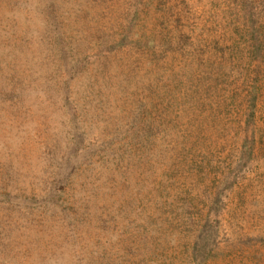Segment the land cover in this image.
I'll return each mask as SVG.
<instances>
[{"label":"rangeland","instance_id":"rangeland-1","mask_svg":"<svg viewBox=\"0 0 264 264\" xmlns=\"http://www.w3.org/2000/svg\"><path fill=\"white\" fill-rule=\"evenodd\" d=\"M0 264H264V0H0Z\"/></svg>","mask_w":264,"mask_h":264},{"label":"trees","instance_id":"trees-1","mask_svg":"<svg viewBox=\"0 0 264 264\" xmlns=\"http://www.w3.org/2000/svg\"><path fill=\"white\" fill-rule=\"evenodd\" d=\"M200 238H201V237H197V241H199ZM197 241H196V242H197Z\"/></svg>","mask_w":264,"mask_h":264}]
</instances>
